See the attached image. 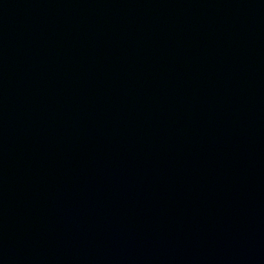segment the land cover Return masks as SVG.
Instances as JSON below:
<instances>
[{
    "label": "water",
    "instance_id": "1",
    "mask_svg": "<svg viewBox=\"0 0 264 264\" xmlns=\"http://www.w3.org/2000/svg\"><path fill=\"white\" fill-rule=\"evenodd\" d=\"M0 264H264V0H0Z\"/></svg>",
    "mask_w": 264,
    "mask_h": 264
}]
</instances>
